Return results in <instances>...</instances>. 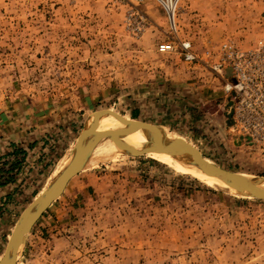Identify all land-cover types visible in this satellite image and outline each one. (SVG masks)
<instances>
[{"label": "rangeland", "instance_id": "rangeland-1", "mask_svg": "<svg viewBox=\"0 0 264 264\" xmlns=\"http://www.w3.org/2000/svg\"><path fill=\"white\" fill-rule=\"evenodd\" d=\"M177 22L200 54L227 39L252 47L264 41V0H182ZM171 36L157 0H0V113L27 103L47 111L21 215L99 112L163 124L210 165L264 177V145L234 131L224 80L161 51ZM225 78L235 81L232 68ZM80 173L15 264H264V198L221 191L143 152ZM17 221L0 231V258Z\"/></svg>", "mask_w": 264, "mask_h": 264}, {"label": "built area", "instance_id": "built-area-1", "mask_svg": "<svg viewBox=\"0 0 264 264\" xmlns=\"http://www.w3.org/2000/svg\"><path fill=\"white\" fill-rule=\"evenodd\" d=\"M144 0H131L139 4ZM170 26L169 40L160 44V50L178 53L187 63L202 62L224 80L223 89L232 97L230 114L232 127L251 144L264 145V41L244 47L238 41L227 39L208 46L202 54L189 38L179 37L177 12L182 0H157ZM232 68L235 78H225Z\"/></svg>", "mask_w": 264, "mask_h": 264}, {"label": "water", "instance_id": "water-1", "mask_svg": "<svg viewBox=\"0 0 264 264\" xmlns=\"http://www.w3.org/2000/svg\"><path fill=\"white\" fill-rule=\"evenodd\" d=\"M114 115H116L118 119L122 121L127 127H130L131 129L142 130V132L147 138V141L144 143L143 146L153 143L159 138H166L171 144V146L180 154L182 160L185 162L186 165L192 168H196L202 171L203 173L213 175V172L210 167L202 163L199 158H197V156L195 155L198 154L200 157L204 156L196 149H194L186 140L175 136L165 125L134 122L125 119L118 113H114ZM132 123L143 124L145 127L131 126ZM119 150L121 151L120 153L112 152L107 157H98L96 156L95 152L90 153L89 148L84 149L72 161L71 165L67 167L66 171L61 175V177H59L58 175L51 182L49 187H47V189L42 192L43 194L39 195V197L27 208V210L23 212L15 226L14 232L11 236V239L9 240L7 248L5 249L2 257L0 258V264H15L16 259L18 258L19 254L24 250L27 244V239L30 232L32 231L36 223L39 221V219L43 216V214L47 211V209L53 204V202L56 201L64 193L68 183L73 177L78 175L81 171H83L91 164L107 159L111 156L139 154L140 152H143L137 151L135 153H132L134 150H137V148H134L127 143L119 146ZM212 165H214L217 169L225 170L230 173H236L227 169H223L215 164ZM52 187L54 188L53 191L50 193ZM214 188L225 192H236L244 196L264 198V195L254 194L264 193V177H252L248 178L247 180L240 181L238 183L227 184L226 187L215 186ZM40 196H43L44 198L46 196V201L41 202L42 200L39 199Z\"/></svg>", "mask_w": 264, "mask_h": 264}, {"label": "crops", "instance_id": "crops-1", "mask_svg": "<svg viewBox=\"0 0 264 264\" xmlns=\"http://www.w3.org/2000/svg\"><path fill=\"white\" fill-rule=\"evenodd\" d=\"M89 102L91 101L89 100ZM31 104L27 103V105L25 104L26 106L20 105L21 107L19 108L21 109L18 110L11 107L8 111L2 110L0 113V181H4V184L0 185V231L3 229L2 227L10 226L9 222H16L20 218L29 198V178L24 176L25 170L29 169L30 166L34 167L35 160L40 158V154H42V151H37L36 149L39 142H36V137L34 136H37L40 133V129L45 127H40V125L46 120L47 117L43 115L47 111H37L35 110L37 106H34L33 103ZM185 123H189L190 125L191 122L188 120ZM38 125L39 130H36L35 128ZM34 145L35 148L30 150ZM16 150L26 152L25 160L20 159L22 155L15 153L14 151ZM206 150L208 151L207 147ZM203 154L206 155L207 153ZM31 158H33L32 161ZM20 161L22 162L19 165ZM17 163L19 169L10 171L8 175L5 170L7 165ZM9 176H12V178L9 179ZM77 176L79 174L75 177ZM75 177L71 179L64 193L58 199L64 198L63 196L67 192L69 184H71L73 179L77 180ZM57 200L53 202L56 208ZM41 218H45V213ZM4 234H7V232L5 231Z\"/></svg>", "mask_w": 264, "mask_h": 264}, {"label": "bare ground", "instance_id": "bare-ground-1", "mask_svg": "<svg viewBox=\"0 0 264 264\" xmlns=\"http://www.w3.org/2000/svg\"><path fill=\"white\" fill-rule=\"evenodd\" d=\"M101 114L105 115L97 117ZM131 126L145 127L143 124L133 123L131 124ZM79 140L82 141L79 143L78 149H76L72 157L63 158L62 162L59 164V177H61V175L66 171L67 167L71 165L72 161L84 149L89 148L90 153L95 152L96 156L98 157H107L112 152L120 153L121 151L119 150V146L127 143L132 147L137 148V150H134L133 152L143 151L150 156H155L160 160L170 163L177 171L190 174L211 187H226L227 184L238 183L240 181L247 180L248 178H252V176L243 173L231 174L228 172L219 171L213 165H210L198 155L195 156H197V158H199L202 163L210 167L213 175H209L196 168H192L185 164L180 154L171 146L166 138H159L155 142L143 146L147 141V138L142 130L131 129L130 127H127L112 112H99L96 115L90 117L83 132L79 135ZM99 145H106L108 147L98 149ZM104 150H106V152H103ZM49 185L47 187H49ZM53 188L54 187L51 188L50 193L53 191ZM254 194L264 195V193ZM39 199L42 200L41 202H45L46 196L45 198L43 196H40Z\"/></svg>", "mask_w": 264, "mask_h": 264}, {"label": "trees", "instance_id": "trees-1", "mask_svg": "<svg viewBox=\"0 0 264 264\" xmlns=\"http://www.w3.org/2000/svg\"><path fill=\"white\" fill-rule=\"evenodd\" d=\"M14 152L17 153V154H21V155H22L21 158H20L21 160H24L25 157H26V155H27L25 151H19V150H16V151H14ZM202 155H203V154H202ZM203 156L205 157V155H203ZM21 162H22V161L19 162V165L21 164ZM17 167H18V163H17V164H11V165H9V166L7 165V167H6V169H5V170H6V173L9 175L10 171H16L17 169H19V167H18V168H17ZM10 178H12V176H9V179H10ZM3 182H4V181H0V185H1V184H4Z\"/></svg>", "mask_w": 264, "mask_h": 264}]
</instances>
